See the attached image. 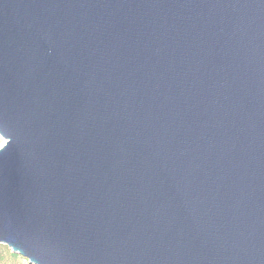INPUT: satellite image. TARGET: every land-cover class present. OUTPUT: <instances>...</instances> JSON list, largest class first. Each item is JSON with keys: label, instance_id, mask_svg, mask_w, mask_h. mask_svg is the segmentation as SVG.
<instances>
[{"label": "water", "instance_id": "water-1", "mask_svg": "<svg viewBox=\"0 0 264 264\" xmlns=\"http://www.w3.org/2000/svg\"><path fill=\"white\" fill-rule=\"evenodd\" d=\"M0 135L32 264H264V0H0Z\"/></svg>", "mask_w": 264, "mask_h": 264}, {"label": "rangeland", "instance_id": "rangeland-1", "mask_svg": "<svg viewBox=\"0 0 264 264\" xmlns=\"http://www.w3.org/2000/svg\"><path fill=\"white\" fill-rule=\"evenodd\" d=\"M5 142L6 139L0 135V148L5 144ZM11 254H13V252L9 247L4 244H0V256L2 258L0 259V264H32L21 255V257H14Z\"/></svg>", "mask_w": 264, "mask_h": 264}, {"label": "trees", "instance_id": "trees-1", "mask_svg": "<svg viewBox=\"0 0 264 264\" xmlns=\"http://www.w3.org/2000/svg\"><path fill=\"white\" fill-rule=\"evenodd\" d=\"M11 255L14 256V257H21L19 254H16V253L15 254L13 253ZM0 259H2L1 256H0Z\"/></svg>", "mask_w": 264, "mask_h": 264}]
</instances>
